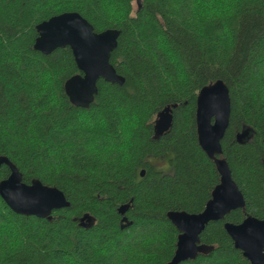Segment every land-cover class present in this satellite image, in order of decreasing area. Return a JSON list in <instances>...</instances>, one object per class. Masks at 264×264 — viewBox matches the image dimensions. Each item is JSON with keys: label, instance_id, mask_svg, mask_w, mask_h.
I'll use <instances>...</instances> for the list:
<instances>
[{"label": "trees", "instance_id": "16d2710c", "mask_svg": "<svg viewBox=\"0 0 264 264\" xmlns=\"http://www.w3.org/2000/svg\"><path fill=\"white\" fill-rule=\"evenodd\" d=\"M140 4L0 0V158L23 183L54 187L69 202L48 220L15 214L0 198V264H168L178 232L166 214L202 212L219 184L195 126L197 95L217 80L231 104L220 158L245 208L210 222L200 242L213 250L180 264H249L223 225L264 220V0ZM66 12L96 33L120 31L110 63L124 83L100 79L86 109L64 92L80 74L71 50L33 48L36 26ZM173 105L171 128L155 138L157 114ZM9 174L0 165V182ZM125 204L131 224L122 227L117 209ZM85 214L93 218L88 228L79 226Z\"/></svg>", "mask_w": 264, "mask_h": 264}, {"label": "water", "instance_id": "95a60500", "mask_svg": "<svg viewBox=\"0 0 264 264\" xmlns=\"http://www.w3.org/2000/svg\"><path fill=\"white\" fill-rule=\"evenodd\" d=\"M140 7V0H135ZM37 37L34 50L49 55L56 49L68 47L80 74L64 83V92L71 105L88 108L98 94L97 83L101 79L110 84L123 85L124 78L116 73L110 63L111 53L116 49L120 31L107 29L96 33L83 17L75 12H66L41 22L36 26ZM176 105L165 107L155 119V138L162 136L172 126V110ZM231 112L229 89L221 80L200 89L196 98L195 126L197 141L205 156L213 162L219 175V184L211 193L202 212L189 214L170 211L168 221L178 232L176 249L168 264H180L194 260L198 255H207L212 246L201 244L200 235L210 222L222 221L229 213L243 210L245 201L232 179L231 171L223 159L221 141L229 126ZM9 176L0 182V198L15 214L50 219L53 211L69 207L64 194L39 181L25 184L17 168L7 159ZM144 171H141L143 176ZM130 204L117 209L122 217V227L131 223L124 216ZM93 218L85 214L79 226L88 228ZM223 228L249 264H264V220L246 216L240 224L224 223Z\"/></svg>", "mask_w": 264, "mask_h": 264}, {"label": "rangeland", "instance_id": "374dc122", "mask_svg": "<svg viewBox=\"0 0 264 264\" xmlns=\"http://www.w3.org/2000/svg\"><path fill=\"white\" fill-rule=\"evenodd\" d=\"M165 158L168 160V157H163L161 159H165ZM154 159L155 158L151 159V160H153L152 163H153V165H155L157 167L158 170H160V171H162L163 173H166V174H171L172 173V166H170L169 163L165 164V161L154 160Z\"/></svg>", "mask_w": 264, "mask_h": 264}, {"label": "flooded vegetation", "instance_id": "af4514ba", "mask_svg": "<svg viewBox=\"0 0 264 264\" xmlns=\"http://www.w3.org/2000/svg\"><path fill=\"white\" fill-rule=\"evenodd\" d=\"M79 223H80V219H79Z\"/></svg>", "mask_w": 264, "mask_h": 264}]
</instances>
